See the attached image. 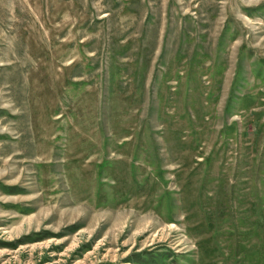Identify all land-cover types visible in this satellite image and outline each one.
I'll return each instance as SVG.
<instances>
[{
  "label": "rangeland",
  "instance_id": "obj_1",
  "mask_svg": "<svg viewBox=\"0 0 264 264\" xmlns=\"http://www.w3.org/2000/svg\"><path fill=\"white\" fill-rule=\"evenodd\" d=\"M0 264H264V0H0Z\"/></svg>",
  "mask_w": 264,
  "mask_h": 264
}]
</instances>
